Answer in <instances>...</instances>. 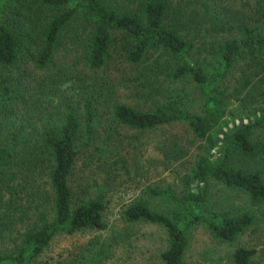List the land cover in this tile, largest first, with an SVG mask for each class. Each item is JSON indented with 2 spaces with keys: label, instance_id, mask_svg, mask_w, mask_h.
<instances>
[{
  "label": "trees",
  "instance_id": "trees-1",
  "mask_svg": "<svg viewBox=\"0 0 264 264\" xmlns=\"http://www.w3.org/2000/svg\"><path fill=\"white\" fill-rule=\"evenodd\" d=\"M176 124L185 141L156 146L167 161L193 148L180 189L147 186L122 215L163 228L161 264L185 263L197 225L231 245L226 264H264V247L233 244L264 224V0H0V264L104 228L110 160L125 150L114 129L136 142ZM215 183L247 206H216ZM92 252L56 264H99Z\"/></svg>",
  "mask_w": 264,
  "mask_h": 264
},
{
  "label": "rangeland",
  "instance_id": "rangeland-1",
  "mask_svg": "<svg viewBox=\"0 0 264 264\" xmlns=\"http://www.w3.org/2000/svg\"><path fill=\"white\" fill-rule=\"evenodd\" d=\"M62 42L58 48L59 56L64 52V43L71 45L69 37ZM237 74L239 73L234 70L229 84L238 83ZM62 79L64 78H59V81ZM250 80L255 82L254 77ZM66 83L68 81L57 86L67 87ZM117 92L121 94V99L127 102L134 101L133 90L129 87L122 86ZM233 106L239 111L242 100L234 101ZM133 134L134 132L130 130L114 129L113 135L118 136L125 150L120 154L117 150L118 154H113V159L110 160L113 165L111 166L112 178L109 189L107 188L106 208L103 212L104 228L71 235H57L48 248L30 264H56V259L82 254L83 249L88 248V245L92 246V255L99 254V264H161L158 253L165 242L163 228L153 223L128 221L122 215L121 209L136 196L144 195V189L147 186L179 190V176L188 170V160L192 158L193 148L189 147L186 155L179 159L172 157L168 159L170 161H167L160 157L156 146V141L159 139L178 138L185 141L184 137L188 134L178 124L140 133L136 142L131 138ZM121 161L124 166H120ZM209 192L216 206H247L241 194L228 190L218 183L212 184ZM150 205L159 209L166 207V203L158 197L151 198ZM189 242L184 264H226L225 255L231 245L215 243L201 225L192 228ZM233 244L251 245L260 251L264 247V224L255 231L247 230L234 240ZM83 257L87 263L88 255ZM76 264L79 262L77 261Z\"/></svg>",
  "mask_w": 264,
  "mask_h": 264
},
{
  "label": "water",
  "instance_id": "water-1",
  "mask_svg": "<svg viewBox=\"0 0 264 264\" xmlns=\"http://www.w3.org/2000/svg\"><path fill=\"white\" fill-rule=\"evenodd\" d=\"M219 137L216 138V140H218ZM196 181L193 182V184L195 183Z\"/></svg>",
  "mask_w": 264,
  "mask_h": 264
}]
</instances>
